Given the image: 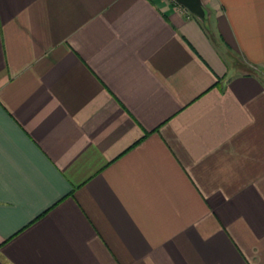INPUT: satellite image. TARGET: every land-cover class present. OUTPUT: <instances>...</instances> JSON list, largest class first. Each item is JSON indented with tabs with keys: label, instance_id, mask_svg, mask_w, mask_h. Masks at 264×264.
I'll list each match as a JSON object with an SVG mask.
<instances>
[{
	"label": "crops",
	"instance_id": "1",
	"mask_svg": "<svg viewBox=\"0 0 264 264\" xmlns=\"http://www.w3.org/2000/svg\"><path fill=\"white\" fill-rule=\"evenodd\" d=\"M202 3L0 0V264H264V0Z\"/></svg>",
	"mask_w": 264,
	"mask_h": 264
},
{
	"label": "water",
	"instance_id": "2",
	"mask_svg": "<svg viewBox=\"0 0 264 264\" xmlns=\"http://www.w3.org/2000/svg\"><path fill=\"white\" fill-rule=\"evenodd\" d=\"M184 7H186L191 13L199 18L205 17V8L203 6L202 0H176Z\"/></svg>",
	"mask_w": 264,
	"mask_h": 264
},
{
	"label": "built area",
	"instance_id": "3",
	"mask_svg": "<svg viewBox=\"0 0 264 264\" xmlns=\"http://www.w3.org/2000/svg\"><path fill=\"white\" fill-rule=\"evenodd\" d=\"M172 1L176 4V7L181 9V10H185L186 7H184L182 4H180L179 2H177L176 0H169Z\"/></svg>",
	"mask_w": 264,
	"mask_h": 264
},
{
	"label": "trees",
	"instance_id": "4",
	"mask_svg": "<svg viewBox=\"0 0 264 264\" xmlns=\"http://www.w3.org/2000/svg\"><path fill=\"white\" fill-rule=\"evenodd\" d=\"M204 21V20H203ZM203 21L202 20H200V22H201V24L203 25ZM238 62V64L241 66V65H244V66H242L243 68H249L250 66L248 65V64H243L241 61H237Z\"/></svg>",
	"mask_w": 264,
	"mask_h": 264
}]
</instances>
